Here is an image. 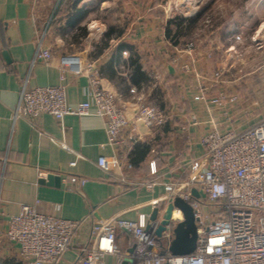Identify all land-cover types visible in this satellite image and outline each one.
<instances>
[{"label": "crops", "instance_id": "0c3cea01", "mask_svg": "<svg viewBox=\"0 0 264 264\" xmlns=\"http://www.w3.org/2000/svg\"><path fill=\"white\" fill-rule=\"evenodd\" d=\"M162 1L0 0V264H27L19 259L18 247L4 237L9 218L16 216L21 206H31L38 214L64 220H86L57 263L82 264L79 250L89 240L92 224L136 221L141 215L151 216L154 209L160 220L168 205L162 181L152 190L144 185L152 178V163L158 177L170 169L176 172L179 165L202 157L204 150L199 141L213 124H220L221 131H227L245 117L251 122L264 117V83H258L254 105L258 109L241 99L242 105L227 106V113L235 121L225 123L224 111L210 102L224 90L228 94L242 92L246 99L247 93L243 88L238 91L211 80L216 65L212 51L198 50L192 60L168 43L164 26L172 13L168 12L169 7H162ZM108 10H116L119 18L106 27L95 19L99 38L88 53L57 52L50 44L53 38L60 43L66 41L68 32L82 27L93 13L99 16ZM53 26H58L59 31ZM108 28L114 31L108 40L112 44L102 48L99 45L106 39ZM39 42L51 51L48 65L35 60ZM123 45L132 47L137 55L141 72L148 78L143 85L157 80L159 89L153 96L165 115L164 124L148 128L134 122L132 90L144 86L132 83V70L126 62L130 54L119 50ZM67 56H90L95 60L101 84L120 97L127 118L133 122L132 134L137 141L129 143L130 127L120 137L124 145H110L106 122L98 116H65L62 124L49 114L15 118L24 86H64L69 106L86 100V77L75 75L60 64L61 58ZM192 117L197 125L190 123ZM137 144H145L148 152L134 167L130 162ZM101 158L109 162L111 174L99 168ZM113 158L118 160L117 166L111 165ZM115 175L124 177L126 182L118 181ZM116 244L118 253L105 256L104 264H117V259L121 264H136L133 238L117 232Z\"/></svg>", "mask_w": 264, "mask_h": 264}, {"label": "built area", "instance_id": "2783aa9c", "mask_svg": "<svg viewBox=\"0 0 264 264\" xmlns=\"http://www.w3.org/2000/svg\"><path fill=\"white\" fill-rule=\"evenodd\" d=\"M185 47L188 54L195 51L191 43ZM35 60L43 65L52 60L51 51L44 49L41 42ZM60 64L73 74L86 77L89 85L86 100L69 106L64 86L30 89L24 86L15 118L49 114L62 124L65 116H98L106 122L110 145H124L120 137L130 127L128 141L130 144L137 141L125 106L116 93L101 84L97 65L75 56L62 57ZM132 92L137 94L135 89ZM238 102V94L222 91L210 103L224 111L225 123H229L226 108ZM165 120V115L153 107L139 106L134 113V122L148 128L162 125ZM190 123L197 125L196 118L192 117ZM199 144L204 150L202 157L179 165L177 173L170 169L159 177L152 163V178L144 183L152 190L162 181L167 204L180 198L191 205L197 228L195 250L189 255L172 256L167 250L171 232H163L158 238L159 220L152 221L150 216L141 215L136 221L92 224L89 240L79 250L82 264H104L105 256L117 254V232L133 238L136 264H264V117L246 127L227 131H221L220 124H213ZM110 163L117 166L118 160L113 158ZM97 164L104 172H111L104 158ZM126 167L130 169L131 165ZM115 177L126 182L122 176ZM191 190H196L199 197L194 198ZM181 219V212L174 209L170 228ZM85 223L86 220L71 221L38 214L34 207L23 205L16 216L9 218L4 237L18 247L22 262L57 264ZM117 264H121L120 259Z\"/></svg>", "mask_w": 264, "mask_h": 264}, {"label": "rangeland", "instance_id": "374dc122", "mask_svg": "<svg viewBox=\"0 0 264 264\" xmlns=\"http://www.w3.org/2000/svg\"><path fill=\"white\" fill-rule=\"evenodd\" d=\"M162 2V7L165 9L169 7L167 10L172 13L169 19L176 15L189 18L201 14L197 29L190 38L186 39L182 47H177V51L192 60L195 59V53L198 50L204 53L212 51L215 54L213 61L216 65L211 80L219 84L225 83L230 88H238V91L243 88L248 98L242 97V92H237L239 105H242L240 104L242 99L248 104L251 102L253 108L257 110L258 106L254 107V105H257L255 98L258 94V83H264V0H163ZM118 18L116 10H108L99 16L93 13L82 27L68 32L66 41L63 40L60 43L53 38L50 44L57 52L66 50L68 53L75 52V54L84 55L88 53V50H92L93 44L99 38V28L93 24L95 19L106 27ZM52 28L59 31L58 26ZM53 34L51 33V36ZM73 39L75 40L69 44ZM190 43L195 46V51L188 54L185 46ZM110 44L112 41H108V46ZM87 56L80 57L81 59L84 57L87 63L96 66L95 60ZM204 56L209 63L207 55ZM214 75L219 77L216 79ZM152 82V85H143L144 87L137 89L132 102L135 103L136 108L139 106L153 107L162 112L154 93L159 89L158 82L157 80H152ZM224 91L227 92V90ZM119 100L121 101L120 97ZM228 117L229 122L235 121L234 116L228 114ZM250 123H252L250 119L245 117L242 122H236L235 127L243 128Z\"/></svg>", "mask_w": 264, "mask_h": 264}, {"label": "water", "instance_id": "95a60500", "mask_svg": "<svg viewBox=\"0 0 264 264\" xmlns=\"http://www.w3.org/2000/svg\"><path fill=\"white\" fill-rule=\"evenodd\" d=\"M48 178L51 180V177ZM191 195L194 198L199 197L196 190H191ZM174 209L181 212L182 219L171 229L170 220ZM157 212L158 210L154 209L150 220L154 221L157 219ZM195 222L196 219L191 205L180 198H175L172 203L167 205L165 212L160 218L156 236L160 238L163 232H171L172 240L168 245V252L176 257L189 255L195 250L197 243V228ZM122 264H126V262Z\"/></svg>", "mask_w": 264, "mask_h": 264}, {"label": "trees", "instance_id": "16d2710c", "mask_svg": "<svg viewBox=\"0 0 264 264\" xmlns=\"http://www.w3.org/2000/svg\"><path fill=\"white\" fill-rule=\"evenodd\" d=\"M201 19V14H198L194 17L184 18L180 15L174 16L172 19L166 21L164 26V36L165 39L173 46V47H182L186 39L190 38L193 35L195 29H197L198 21ZM114 31L111 28H108L106 35L104 36L106 39L100 43L99 46L102 48H106L109 40L110 34ZM120 51L127 50L130 54L127 63L130 66V70H132V74L130 79L132 83L136 86H140L146 84L148 82V78L144 73L141 72V66L138 62V57L135 53H133L132 47L121 46L119 48ZM148 147L144 145H136V153L134 156V160L131 165L134 167L143 161L144 157L147 155Z\"/></svg>", "mask_w": 264, "mask_h": 264}]
</instances>
